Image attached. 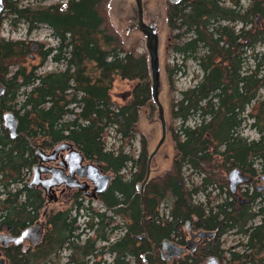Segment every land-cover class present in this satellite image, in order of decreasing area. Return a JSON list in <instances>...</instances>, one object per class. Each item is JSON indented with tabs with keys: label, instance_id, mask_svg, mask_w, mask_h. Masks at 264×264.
<instances>
[{
	"label": "trees",
	"instance_id": "obj_1",
	"mask_svg": "<svg viewBox=\"0 0 264 264\" xmlns=\"http://www.w3.org/2000/svg\"><path fill=\"white\" fill-rule=\"evenodd\" d=\"M102 1L5 7L11 28L23 22L30 34L45 24L57 40L56 47L42 52L40 65L29 68L25 62L31 48L0 37L4 88L0 95V233L10 228V234L17 236L42 215L47 225L35 247L25 251L22 245L0 247L6 264H143L142 255L152 251L157 264H201L210 257L219 264H264V193L254 191L248 196L251 204L239 205L222 176L233 169L252 178L264 174V0H249L247 7L241 0L169 3L167 50L179 63L174 60L164 68L168 88L176 91L174 78L185 73L189 62L201 75L193 87L179 91L178 98L169 102L170 119L179 123L169 130L173 155L164 177L150 178L141 199L136 185L146 171V141L141 140L134 159L122 150L107 151L102 138L112 128L123 141L134 140L142 110L154 108L147 61L144 54L125 51L119 37L108 33ZM259 46L263 51H257ZM48 58L63 63L64 69L38 73ZM117 79L133 83L129 101L123 105H115L110 95ZM8 111L19 122L15 140L2 127L1 117ZM193 119L194 125L189 126ZM246 126L258 135L256 140L241 135ZM63 142L72 143L87 160L114 176L97 199L105 212L84 206V199L79 202L75 195L69 209L44 213L42 192L27 187L26 176L37 163L34 151L51 150ZM128 166L135 171L129 177L122 174ZM184 171L201 177L199 185L183 190L179 179ZM220 182L226 189L222 199ZM213 186L221 191L215 204L209 201L208 189ZM198 194H204L207 202L195 203ZM162 204L166 217L159 215ZM81 212L87 218L83 229L77 224ZM187 223L191 230L214 232L215 238L205 240L192 254L162 261L161 243L167 239L184 246ZM121 229L122 235L112 241ZM232 232L243 240L223 249L221 239ZM105 255L112 257L110 263L103 260Z\"/></svg>",
	"mask_w": 264,
	"mask_h": 264
},
{
	"label": "rangeland",
	"instance_id": "obj_2",
	"mask_svg": "<svg viewBox=\"0 0 264 264\" xmlns=\"http://www.w3.org/2000/svg\"><path fill=\"white\" fill-rule=\"evenodd\" d=\"M227 3H229V0H225ZM169 0H143L146 16H151V18L157 22L160 23L161 31H162V40H161V65H162V85H161V95H160V101L165 109V120H166V127H167V138L165 143L162 145L161 149L155 156V158L151 162V181L155 180L156 178H163L165 173L168 171V163L173 155V145L170 138L169 130L170 128H176L179 123L173 122L170 119L169 116V102L170 100L174 98H178V92L186 90L188 88L193 87L197 81L198 77L201 75V72L197 68L196 64L193 62L187 63V68L185 69V73H181L177 75L174 78L173 81V87L176 90L170 91L168 88L166 76H165V66L167 64L173 63L174 60H177L179 63V60L173 55L169 54L167 47H168V29L166 25H164V20L166 18V11L167 7L169 5ZM64 5L65 0H3V12L0 16V19H2V26L0 29V37L8 40V41H22L25 42L30 48L34 44L36 46L35 51L30 49L28 57L26 59L25 65L29 68L31 67H38L41 63V54L43 51H45L48 48L56 47V40L52 39L51 36V30L45 25L40 24L33 32L30 34L26 33L27 26L23 22L17 24L15 28H11V16H8L7 9L5 7L17 6L18 9L22 8H39V7H50L54 5ZM249 4V0H241V5L243 7H247ZM135 2L134 0H103L102 1V13L104 17L105 24L107 25V31L109 34H116L120 41L123 44V48L127 52H134L135 54H144L146 57V51L144 47V40L138 35L135 31V24H134V14L133 11L135 10ZM42 46V48H41ZM261 47V46H259ZM257 51H263V48H258ZM38 73H47V72H55L60 71L64 69L63 63H55L50 58L46 59L45 62L41 67L38 68ZM133 86V83H129L126 81H121L120 79H117L113 87L110 91V95L112 98V102L115 105H123L129 101V93ZM22 100V97H19V101ZM152 102V101H151ZM153 109L151 107L145 108L143 113H141V118L137 125V135L134 140L131 141H123L118 134L115 133L114 129L109 128L105 132L102 141L105 143V148L107 151H113L117 153L118 151L122 150L124 154H132L134 156V159L137 158L139 155V152L141 150V140L146 141L147 143V151L148 154L151 153L158 141L161 138V128L160 124L157 118V108L154 104ZM72 117H66V121L71 120ZM194 121L190 120L188 122L189 126L194 125ZM249 123V122H248ZM241 135L248 140H256L258 138V135L250 129L248 126L242 127ZM50 152V151H48ZM88 162V161H86ZM135 173L134 169L128 168L122 172L123 175H126L129 177L130 173ZM110 175V173H107ZM263 174H257L256 176H261ZM31 172L29 175L26 176L27 183L31 179ZM224 180L226 184V188H228V182L226 181L227 174L224 175ZM201 177H198L196 175H192L188 171H184L182 177L179 179V185L183 188V190H191L192 187H196L200 183ZM141 184V181L140 183ZM220 186H222V195L221 199L225 197L224 191L226 189L223 188V185L221 182L219 183ZM259 186L260 184H256ZM255 185V186H256ZM253 187L251 185L247 186H241L237 189L238 196L242 197L241 199H245L248 195L251 194ZM249 191V192H248ZM208 192L211 193V196L209 198V201L211 203L215 204L214 198L218 195L219 190L218 187L213 186L210 189H208ZM247 193V196L244 194ZM241 194V195H240ZM71 197L69 199L68 197ZM73 194L68 195L66 197L60 198L59 194H57L58 200L57 202H51L47 203V199H45V209L44 213H50V212H58V211H64L66 209H69L73 203L74 198L72 197ZM87 200V199H86ZM195 203H204L207 202V198L204 196V194H198L193 198ZM88 201V200H87ZM84 206L88 205L92 209L98 212H102V207L98 202H84ZM253 211L256 209V202L253 204ZM84 214L81 212V215ZM168 214L167 208L164 204L160 205L159 207V215L162 217H166ZM39 222L44 223L46 225V219L42 215L38 219ZM87 221V218L85 216H81L80 219L77 220V224L80 226V229H83L84 222ZM259 220L255 221V224H258ZM115 223L119 226H123L122 220L119 218H115ZM195 231V230H193ZM123 232V229H121L117 234H115L112 237V241H114L117 237L121 236ZM183 233H184V242L189 241L188 235L185 231V226L183 227ZM4 234V233H3ZM240 235H236L233 232L230 234H227L221 239V243L223 246V249H227L230 246H233L238 241H242ZM67 253L62 252V255L65 257ZM1 258H4L1 257ZM103 260L107 263H110L112 260V257L110 255H105ZM63 261V260H62ZM205 261L201 264H205Z\"/></svg>",
	"mask_w": 264,
	"mask_h": 264
},
{
	"label": "water",
	"instance_id": "obj_3",
	"mask_svg": "<svg viewBox=\"0 0 264 264\" xmlns=\"http://www.w3.org/2000/svg\"><path fill=\"white\" fill-rule=\"evenodd\" d=\"M135 10L134 14V24L135 31L144 40V47L146 51V61L148 77L150 81V93L151 101L157 108V118L161 128V138L158 141L155 149L149 153L146 165V171L144 179L141 184L136 185V190L142 198L144 194V189L151 178V162L157 155L162 145L165 143L167 138V127L165 118V109L160 101L161 95V85H162V65H161V40L162 31L160 23L153 20L151 16H146L145 5L143 0H134ZM172 5H177L180 0H169ZM3 12V1L0 0V16ZM164 25H166V18L164 20ZM34 48V47H32ZM4 93V88L0 84V95ZM2 127L8 133L10 140H15L18 136V118L11 112H5L2 117ZM64 153L61 156L62 161L59 162L60 166L57 167H47L48 164L57 161V155L59 153ZM34 156L37 163L31 168V179L27 184L29 189H37L42 192L44 197L47 198V203L56 202V190L61 187L68 190H77L84 192L86 189V183H80L79 179L88 181L93 185L92 198L94 201L97 200L96 195H100L108 190L112 180L113 175H108L105 173L100 165L94 164L92 162L86 163L84 155L77 150L74 145L70 142H63L59 144L50 153L45 152L42 149H36L34 151ZM64 168H68V172L64 171ZM261 184L255 188L257 193L264 192V174L260 176ZM226 180L228 182L229 192L235 196L237 201H240V197L237 195L238 187L242 185L249 184L251 178L237 169H233L227 173ZM242 204L249 203V200L241 201ZM143 225V222H141ZM186 230L188 229V223L186 224ZM8 233H0V247L6 246L8 244H13L15 246L22 245L27 242L28 244L23 247L25 251L28 247L37 246L44 235V225L43 223L37 221L33 225H30L23 229L19 235H11L10 228L7 230ZM211 233L198 232L193 234L190 232V239L187 241V245L184 248H178L173 243L165 240L162 243L161 254L166 253L169 258L175 257L180 258V255L187 252L194 251L193 239H203L210 238ZM143 238H146V234L143 233ZM178 255V256H177ZM143 264H156L154 252H148L141 257ZM0 264H6V260L1 258L0 253ZM206 264H218L216 258L211 257L207 260Z\"/></svg>",
	"mask_w": 264,
	"mask_h": 264
},
{
	"label": "flooded vegetation",
	"instance_id": "obj_4",
	"mask_svg": "<svg viewBox=\"0 0 264 264\" xmlns=\"http://www.w3.org/2000/svg\"><path fill=\"white\" fill-rule=\"evenodd\" d=\"M169 3V2H168ZM52 39H54V40H56L55 38H53L52 37ZM56 42H57V40H56ZM32 47H34V48H32ZM51 48H54V47H51ZM31 49L33 50V51H35V49H36V46L33 44L32 46H31ZM58 146V145H57ZM56 146V147H57ZM56 147H53L51 150H47L46 152L47 153H50L53 149H55ZM48 151H50V152H48ZM63 155H65L64 153H59L58 155H57V161L56 162H54V163H50V164H48L47 165V167H49V168H51V167H57V166H60L59 165V162L60 161H62V158H61V156H63ZM86 159V158H85ZM86 161H88V162H86ZM86 163H89V162H92V161H90V160H87L86 159ZM94 163V162H93ZM64 171L67 173L68 172V168H64ZM106 173V172H105ZM257 178V179H256ZM260 176H257V177H254V178H252L251 177V181H250V183L249 184H246V185H243V186H247V185H251L252 187H253V190H252V192H251V195H248V196H252V194H253V192L255 191V188L257 187V185L256 184H261V181H260ZM114 180V179H113ZM112 180V181H113ZM79 181H80V183H86V189L84 190V192H80V191H77V190H68V189H64V187H61V188H59L58 190H56V196H57V194H59V197L60 198H63V197H66V196H68V195H71V194H73V198H74V196L75 195H79V198H78V201L80 202V201H82L83 199H84V201L85 202H89V201H94L93 200V198H92V193H93V185H92V183H90V182H88V181H85V180H81V179H79ZM257 181H259V182H257ZM256 185V186H255ZM107 191V190H106ZM106 193V192H105ZM105 193H103V194H105ZM261 193V192H260ZM103 194H100V195H103ZM100 195H96V197H97V199H98V197L100 196ZM43 197H44V195H43ZM240 197V196H239ZM69 199H71V197L69 196L68 197ZM44 199H47L46 197H44ZM88 201H87V200ZM240 199H241V197H240ZM57 200H58V197H57ZM244 199H241L240 201H239V205H242V206H245V205H249V204H251V203H247V204H242L241 203V201H243ZM74 201V200H73ZM57 202V201H56ZM94 202H98V200H96V201H94ZM46 206V205H45ZM102 207V206H101ZM236 208H238V206L236 207ZM102 212H105V210L102 208ZM109 215V214H108ZM43 225H44V234H45V232H46V229H47V225H45L44 223H43ZM188 229H189V231L188 230H186V226H185V231H186V233H187V235H188V239H190V232H192L193 234H196V233H198V232H205V231H193V230H191L190 229V227H189V224H188ZM8 233V232H7ZM10 233V232H9ZM205 233H211L212 234V236L210 237V238H203V239H198V238H194L193 239V243H194V251L193 252H185V253H180V254H178V255H180V258L181 257H183V256H186V255H188V254H192V253H194L195 251H196V249L205 241V240H207V239H212V238H215V233L214 232H205ZM167 240V239H166ZM167 241H169V242H171L172 240H167ZM185 241V240H184ZM27 242H25V243H23L22 244V246L24 245V244H26ZM171 243H173L176 247H178V248H184V247H186V245H187V240H186V242L184 243V246H179V245H177L176 243H174L173 241L171 242ZM28 244V243H27ZM162 247V246H161ZM161 248L159 249V255H160V257H161V260L162 261H165V262H167V263H170L171 261H173V260H175V259H178V258H175V257H171V258H169L168 256H167V254L166 253H163V254H161ZM155 254V253H154ZM177 255V256H178ZM1 257H3V255H1ZM211 258V257H210ZM4 260H5V258H3ZM209 259V258H208ZM207 259V260H208ZM156 260V259H155ZM218 261V260H217ZM207 262V261H206ZM157 264V263H156ZM206 264V263H205ZM219 264V263H218Z\"/></svg>",
	"mask_w": 264,
	"mask_h": 264
},
{
	"label": "bare ground",
	"instance_id": "obj_5",
	"mask_svg": "<svg viewBox=\"0 0 264 264\" xmlns=\"http://www.w3.org/2000/svg\"><path fill=\"white\" fill-rule=\"evenodd\" d=\"M2 1H3V0H2ZM58 28H59V27H58ZM61 28H62V27H61ZM61 28H60V29H61ZM58 30H59V29H58ZM45 152H46V151H45ZM249 177H250V176H249ZM250 178H251V177H250ZM256 179H257V178H256ZM257 182H259V181H257ZM249 183H250V182H249ZM252 189H253V188H252ZM248 192H249V191H248ZM261 193H264V192H261ZM237 195H239V194H237ZM240 195H241V194H240ZM250 195H251V194H250ZM234 197H235V196H234ZM241 198H242V197H241ZM247 199H248L249 202H250V199H249L248 196H247L244 200H247ZM239 204H240V203H239ZM164 241H165V240H163V242H164ZM163 242H162V243H163ZM171 242H172V241H171ZM162 243H161V246H162Z\"/></svg>",
	"mask_w": 264,
	"mask_h": 264
}]
</instances>
